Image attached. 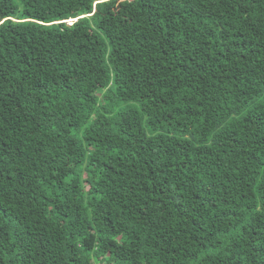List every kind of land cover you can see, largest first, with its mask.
Returning a JSON list of instances; mask_svg holds the SVG:
<instances>
[{
  "label": "trees",
  "instance_id": "obj_1",
  "mask_svg": "<svg viewBox=\"0 0 264 264\" xmlns=\"http://www.w3.org/2000/svg\"><path fill=\"white\" fill-rule=\"evenodd\" d=\"M0 264H264V0H0Z\"/></svg>",
  "mask_w": 264,
  "mask_h": 264
}]
</instances>
